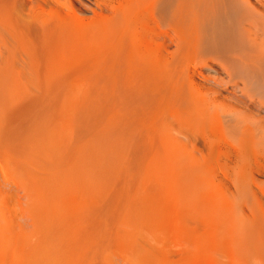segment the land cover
<instances>
[{
	"label": "rangeland",
	"instance_id": "obj_1",
	"mask_svg": "<svg viewBox=\"0 0 264 264\" xmlns=\"http://www.w3.org/2000/svg\"><path fill=\"white\" fill-rule=\"evenodd\" d=\"M249 4L264 14L257 0ZM144 25L122 47L72 49L67 57L59 55L61 64L49 69L42 64L47 71L39 63L44 72L38 65L36 72L28 70L25 79L33 86L0 90V264L37 262L42 253L34 244L42 237L55 241V234L46 239L37 231L36 205L43 193L34 175L52 169L51 175L58 172L56 182L65 179L70 142L57 141L64 149L57 153L52 145V154L51 143L44 133L38 140L35 128L42 129V123L52 128V115L71 114V108L77 127L74 155L86 169L65 179L69 186L53 197L56 201L51 197L53 208L62 207L56 212L76 225L65 235L70 238L59 239L65 241L56 254L61 261L68 256L67 264H249L247 244L240 245L237 236L246 237L252 226L264 232V156L248 155L246 167L230 159L229 142L204 120L202 105L210 94L184 88L199 82L195 66L186 58L180 64L189 63L190 69H177L170 57L176 68L161 64L163 71H157L149 54L153 34ZM104 130L115 133L124 149L117 170L99 154L103 142L90 139Z\"/></svg>",
	"mask_w": 264,
	"mask_h": 264
},
{
	"label": "bare ground",
	"instance_id": "obj_2",
	"mask_svg": "<svg viewBox=\"0 0 264 264\" xmlns=\"http://www.w3.org/2000/svg\"><path fill=\"white\" fill-rule=\"evenodd\" d=\"M257 2L261 8H264L261 0ZM81 12L90 13L92 17L90 15L89 19H85L81 15L84 13ZM144 24H149L153 34L149 44L151 49L149 54L157 65H155L158 68L157 71H163L161 64L172 67L169 61L171 58L172 62L174 61L173 64L179 65L177 69L180 67L182 70H187L191 62L195 66H193L194 72L198 75L199 82H190L184 88L203 90L210 94L209 99L202 105L204 120L208 126H211L214 133L220 132L225 136L233 152V156L228 154L230 159L246 167L248 155L264 156V14L250 5L249 0H0V90L33 86L25 79L28 70L34 69L36 72L39 64H41L40 67H44L42 64H47V68L52 67L54 62L60 63L58 58L62 56L61 54L72 49L82 51L83 47L89 45L122 47L128 36L134 34L141 25L145 26ZM84 52L79 50V53ZM186 58L190 60L188 65H181L180 63H185ZM39 60H43V63ZM146 60L149 63L148 58ZM14 62L19 63L20 67H16L17 64L15 65ZM35 65H38L36 69ZM42 69L39 68V71L44 72ZM44 69L47 71L46 67ZM166 69L165 72L168 71ZM39 71L38 73L41 74ZM45 83H47L45 87L54 86L52 82ZM37 85V83L34 84V86ZM224 102H228L229 105L226 106ZM72 109H70L71 114L66 110L55 112L52 115V128L42 121V129L40 124L35 128L38 140L40 134L44 133L51 143L49 147L52 154L54 150L60 152L59 148L64 149V146L58 148L59 142H63L64 139L70 142L69 149L65 150L71 158L67 162V167L63 165L66 168L65 171L62 169L66 178L70 175L71 178H73L72 175L79 176L85 171L86 166L81 160H76L74 155L76 152L72 142L75 132L77 133V127L72 115L75 110L72 111ZM54 111L53 109L52 112ZM49 117L51 116L49 115L48 119ZM111 132V130H104L102 133L95 131L90 139L103 142L98 145V152L103 158L115 162L113 166L117 170L122 163L124 149L119 140L114 138L115 133L113 135ZM23 138L24 142L29 140L27 137ZM54 155L55 158H59L58 154ZM64 157L66 158L65 155ZM50 164L47 166L51 167ZM51 170L46 171L47 174L43 173L44 170L40 173L37 171L38 174L35 175L32 173L39 190L43 193L36 205L38 221V230L37 228L36 230L39 231L37 233L41 235L40 238L42 235L47 236L46 239L56 235L55 241L51 239L50 243H48L50 240L45 242L44 237L41 238H44V241L37 239V243L34 244L37 245L35 249L37 252H35L40 255L42 253V257L39 256L37 262L33 258L32 262L35 264H67L63 261L68 256L61 261V254H58L60 257L56 254L62 250V243L65 242L62 240L61 243L59 239L67 235V231L74 229L71 228L74 227V222L70 224L72 222L70 216L56 212L59 207L56 206L57 209H55L51 203L55 195L62 194L63 189L69 184H66L67 180L70 179L65 182L66 178L59 176L56 182L53 175H58V172H52L51 175ZM242 185L244 187V184ZM244 189L246 190V187ZM50 234L51 237L48 238ZM36 237L38 238V235ZM65 237L67 239L69 235ZM237 238L240 245L247 244L250 254L249 264H264V232L252 226L246 237L237 236ZM32 262L28 264H33ZM75 264L79 263L75 262Z\"/></svg>",
	"mask_w": 264,
	"mask_h": 264
}]
</instances>
